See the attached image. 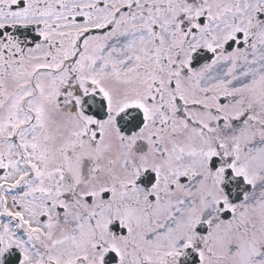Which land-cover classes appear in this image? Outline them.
Here are the masks:
<instances>
[{"label":"snow or ice","instance_id":"6c2138e0","mask_svg":"<svg viewBox=\"0 0 264 264\" xmlns=\"http://www.w3.org/2000/svg\"><path fill=\"white\" fill-rule=\"evenodd\" d=\"M0 264H264V0H0Z\"/></svg>","mask_w":264,"mask_h":264}]
</instances>
